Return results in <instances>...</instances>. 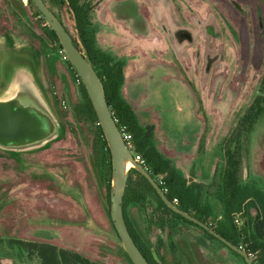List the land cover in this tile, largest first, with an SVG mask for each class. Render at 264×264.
<instances>
[{
    "label": "rangeland",
    "instance_id": "rangeland-1",
    "mask_svg": "<svg viewBox=\"0 0 264 264\" xmlns=\"http://www.w3.org/2000/svg\"><path fill=\"white\" fill-rule=\"evenodd\" d=\"M20 1L26 15L11 0H0V96L16 70L25 72L52 109L60 134L39 148H0V264H42L31 242L101 264H134L117 239L97 230L117 234L96 124L75 111L85 101L81 84L47 34L46 20L28 0ZM45 1L78 40L69 7ZM85 2L95 45L124 65L123 94L140 122L155 123L157 144L179 171L210 183L224 167L226 138L262 93L264 0ZM48 54L59 59L56 73ZM186 97L190 112L182 108ZM247 143L243 180L257 181L260 174L264 182V109ZM213 193L217 221L222 208ZM126 211L159 264H246L195 226L164 215L152 194Z\"/></svg>",
    "mask_w": 264,
    "mask_h": 264
},
{
    "label": "trees",
    "instance_id": "trees-1",
    "mask_svg": "<svg viewBox=\"0 0 264 264\" xmlns=\"http://www.w3.org/2000/svg\"><path fill=\"white\" fill-rule=\"evenodd\" d=\"M61 2L69 7L73 13L75 28L79 38L77 40L73 37L74 41L86 55L101 78L107 101L118 125L120 127L126 125L128 131L132 134V150L134 154H140L145 160V164L141 165L145 167L157 181H160V179L163 180L164 184L161 183L160 186L167 189L166 194L171 201L183 210L207 223L211 228L215 229L235 245L242 246L248 253H253L251 258L254 263L264 264V182L261 180L262 185H260L258 180H243L245 163L244 151L247 150V140L264 109V73L261 81L262 93L253 98L252 102L238 119L231 133L226 138L223 147L225 161L223 169L218 174L215 172L212 181L205 184L198 181L194 176L190 177L184 175L172 162L171 157L159 148L156 140V125L154 122H145V124L140 122L135 109L123 94L122 86L125 77L123 63L114 59L109 53L103 52L95 45V39L89 20L90 9L85 0H61ZM28 4L35 10L36 14L45 20V17L35 7L32 0H28ZM54 13L56 14V12ZM56 16L59 18L57 14ZM60 21L62 22L61 19ZM46 29L47 34L52 41L55 42L56 47L58 49L62 48L61 42L55 31L48 24ZM47 63L49 67L53 69V72L56 73L57 65L60 64L59 59L54 54H48ZM67 63L71 67L73 76L80 82L82 91L85 95L83 106L80 107V109L76 107L75 111L78 114L83 111L86 117H89L96 124L99 149L103 152V158L106 159L107 157L108 173L106 178V189L107 200L108 203H110L112 179L109 145L81 78L78 76L69 60H67ZM212 188H214L213 194L220 202L222 208V217L217 221L214 208L209 202L210 196H212ZM148 194H152L156 198L164 215L171 216L170 219L174 221H182L195 226L209 238L216 239L224 246L228 247L247 264L245 258L241 254L214 236L210 231L170 208L163 201L147 177L137 168L131 167L125 187L123 203L126 224L138 247L151 264H159L155 257V253L143 240L142 236L129 219L126 211L129 205H144L147 201ZM237 215L239 216L240 223H237L235 220V216ZM161 224H167V221L162 218ZM169 233L171 234L170 230ZM18 242L20 243V241ZM30 245L32 247H29H31L33 251H39L43 259L42 264H101L79 252L58 248L49 243L31 242Z\"/></svg>",
    "mask_w": 264,
    "mask_h": 264
},
{
    "label": "water",
    "instance_id": "water-1",
    "mask_svg": "<svg viewBox=\"0 0 264 264\" xmlns=\"http://www.w3.org/2000/svg\"><path fill=\"white\" fill-rule=\"evenodd\" d=\"M32 1L57 34L69 62L81 78L109 145L112 162L110 209L117 234L113 235L100 228H97V230L117 239L123 245L134 264H151L138 247L126 224L123 203L130 169L125 171L124 160L129 158L133 162L132 167L137 168L147 177L170 208L210 231L214 236L241 254L247 264H255L246 249L235 245L207 223L171 201L153 175L134 159L123 138L118 122L111 111L98 73L86 55L77 46L72 34L47 6L45 1ZM11 2L16 9L26 15V9L20 0H11ZM43 103L44 100L31 79L26 81L20 75L12 80L8 91L0 96V148L12 151L30 150L42 147L58 136L60 124L47 106H42Z\"/></svg>",
    "mask_w": 264,
    "mask_h": 264
},
{
    "label": "built area",
    "instance_id": "built-area-1",
    "mask_svg": "<svg viewBox=\"0 0 264 264\" xmlns=\"http://www.w3.org/2000/svg\"><path fill=\"white\" fill-rule=\"evenodd\" d=\"M58 54L61 56V58H62L63 60H68V56H67V54H66V52H65V50H64L63 48H59V49H58ZM119 127H120V126H119ZM120 130H121V132H122L123 138H124V140L126 141L127 146H128V148H129V150L131 151V153H132L134 159H135L138 163H140V164H145V160L143 159V157H142L140 154H134V152H133V150H132V146H133V137H132V134L128 131L126 125L121 126V127H120ZM157 182H158L159 184H161V183L164 184V182H163L162 179H160V181H157ZM162 188H163V187H162ZM163 190L166 192L167 189L164 187ZM235 220H236L237 223L240 222V219H239V216H238V215L235 216ZM240 247H242V246H240ZM242 248H243V247H242ZM248 254L250 255V257L253 256V253H250V252H249ZM255 264H258V263H255Z\"/></svg>",
    "mask_w": 264,
    "mask_h": 264
},
{
    "label": "flooded vegetation",
    "instance_id": "flooded-vegetation-1",
    "mask_svg": "<svg viewBox=\"0 0 264 264\" xmlns=\"http://www.w3.org/2000/svg\"><path fill=\"white\" fill-rule=\"evenodd\" d=\"M70 32V31H69ZM73 36V35H72ZM74 37V36H73ZM18 75H21V76H23L24 78H25V80L27 81L28 79H31L32 80V78H30V76L28 75V74H26L25 72H23V71H15V73H14V76H13V79L16 77V76H18ZM12 79V80H13ZM33 81V80H32ZM12 82V81H11ZM34 82V81H33ZM34 84H35V86H36V88H37V90H38V86L36 85V83L34 82ZM38 92H40L39 90H38ZM45 103V104H44ZM44 103L42 104V106H47V108L49 109V111L53 114V116L55 117V115H54V113H53V111H52V109L50 108V106H48V104L45 102V100H44ZM56 118V117H55ZM57 120V119H56Z\"/></svg>",
    "mask_w": 264,
    "mask_h": 264
},
{
    "label": "crops",
    "instance_id": "crops-1",
    "mask_svg": "<svg viewBox=\"0 0 264 264\" xmlns=\"http://www.w3.org/2000/svg\"><path fill=\"white\" fill-rule=\"evenodd\" d=\"M184 92H185V89H184ZM185 101H186V103H185ZM185 101H184V107H182V108H185L186 109V111L188 110V112H190V109H192V107H190V101H189V99L186 97L185 98ZM189 118V117H188ZM215 164V163H214ZM257 175V179H258V182H259V184L261 185V180L263 181V178H262V176L260 175V174H256Z\"/></svg>",
    "mask_w": 264,
    "mask_h": 264
},
{
    "label": "bare ground",
    "instance_id": "bare-ground-1",
    "mask_svg": "<svg viewBox=\"0 0 264 264\" xmlns=\"http://www.w3.org/2000/svg\"><path fill=\"white\" fill-rule=\"evenodd\" d=\"M124 165H125V171H128V169H130L133 166V162L129 158H126L124 160Z\"/></svg>",
    "mask_w": 264,
    "mask_h": 264
}]
</instances>
